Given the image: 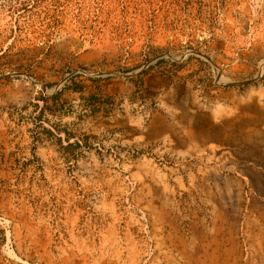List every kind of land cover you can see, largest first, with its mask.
<instances>
[{"label":"rangeland","instance_id":"obj_1","mask_svg":"<svg viewBox=\"0 0 264 264\" xmlns=\"http://www.w3.org/2000/svg\"><path fill=\"white\" fill-rule=\"evenodd\" d=\"M0 264H264V0H0Z\"/></svg>","mask_w":264,"mask_h":264},{"label":"trees","instance_id":"obj_2","mask_svg":"<svg viewBox=\"0 0 264 264\" xmlns=\"http://www.w3.org/2000/svg\"><path fill=\"white\" fill-rule=\"evenodd\" d=\"M2 231V230H1Z\"/></svg>","mask_w":264,"mask_h":264}]
</instances>
